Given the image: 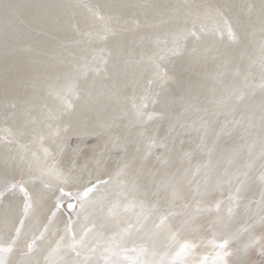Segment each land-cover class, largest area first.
Segmentation results:
<instances>
[{"label":"bare ground","instance_id":"bare-ground-1","mask_svg":"<svg viewBox=\"0 0 264 264\" xmlns=\"http://www.w3.org/2000/svg\"><path fill=\"white\" fill-rule=\"evenodd\" d=\"M105 1L114 2L113 8L115 13L117 12V17L108 11H104L102 16L99 13L94 14V16H100L97 25L86 26L84 23L85 26L81 28L84 37L78 39V43L74 45L75 48L69 50L70 55L67 57L71 56L73 59L76 56L75 58H79L81 54L77 55L76 53H79L81 49L90 47L97 51L105 47L103 40L107 30L112 32L117 29L115 46L108 48L107 45L102 50L104 51V60L108 56L107 63L113 66L112 69H115L114 65L117 63L118 69L122 70L131 64L130 60L135 54L134 44L137 41L147 37L158 45V41H162L166 37V33L171 30L176 37L173 43L162 48L164 56L174 53L178 47L184 45L185 41L188 40L191 43L194 41L187 49L193 48L200 51L202 54L200 61L190 71L179 74L187 73L188 75L191 73L195 80L207 82L205 89L207 88L212 93L224 83L222 76L225 70H220L218 64L223 61L229 63L235 56H242L246 51L245 43H247L246 47H248V43L259 47V55L264 60V6H253L251 0H244V3L242 0L239 1V7L244 12L235 20L238 31H241L245 36V42L240 47L228 52L208 49L209 45L203 33L209 27H214L212 33L220 35L221 30L216 26L219 24L225 28L224 36L229 38L230 34L226 26L228 15L224 14L223 9H228L231 0H172L176 2V7L180 4L183 5L179 11L174 7L173 10L176 12L170 18V27L162 31V22L165 21V17L161 18L162 21L155 16L161 9L171 7L168 0ZM127 1L136 4L129 11L131 14L124 12L119 14L117 5H124ZM81 4H79L80 7L85 5V3ZM148 4L151 7L147 13ZM87 6L89 7V5ZM128 22H132V24ZM155 25L157 30L153 29ZM145 27L153 29L152 35L136 32L137 30L144 31ZM39 30V28L33 27V32L36 34ZM76 32L80 33V30L76 29ZM76 39L77 37L75 41ZM30 43H36V38H32L31 42L25 40L17 44L11 43L8 48L1 50L2 58H5L7 63L13 62V65H8L7 70L10 73L4 74L6 80L0 78V85L7 81L11 75L18 74V77L14 79L16 82L14 86L11 85L13 82L7 81V84L0 89V185L11 178L18 180L21 178L26 186L29 180L39 182L41 190L36 195L32 193L34 203L31 210L22 212L18 200L10 199L8 202H1L0 234H5L3 244L0 245V248L3 249L1 257L4 261L2 264H120L119 259L124 255L136 261L142 259L143 264H264V175L256 183L259 187L255 184L254 178L261 172L253 171L254 167L261 164L260 159L253 168L249 167L250 170L244 174L246 186L244 185L243 190L238 191L235 188V184L241 180L233 177L228 181L227 185L229 186L226 189L209 191L208 187L205 195L202 193L198 196L201 190L196 185H192V190H188L186 193L168 191L163 184L164 181L169 180L172 183L179 181L178 175L183 168L182 160L166 158V160L160 161L157 166V162L148 159L147 161L150 162H146L140 167L137 165L132 167L137 153L132 150L135 145L126 137L127 160L123 165L127 167L124 169L123 166H115L109 159L108 151L112 146L118 144L120 135L113 129V127L116 128L114 117L109 118L107 114L101 120L96 121L95 119L84 125H81V122L85 120L84 117H73L72 121L75 125L71 127L68 125L70 124L69 114H74V112L66 113V117L61 118L65 109L40 104L37 109L39 118L29 108L28 114L25 115L26 112L22 114L20 121L14 122V124L7 122L9 119L6 116H10L13 108L18 110L31 105V99L28 103V99L32 95L31 92L35 90L38 81H43L45 74L48 73L40 71L39 74V70L37 72L31 70V72L29 69L22 72L23 60L18 61L14 58L8 60L11 51L21 50L26 46H36V44ZM43 48L44 50L37 54L49 53V50ZM4 49L8 52L3 53ZM35 53L34 48L32 60L35 59ZM48 55H51V52ZM149 56L150 54L146 55V57ZM160 56L161 53L158 57ZM6 62L2 66H6ZM258 64L259 71L256 73L252 69L239 70L237 66V70L232 72L237 75L229 80L231 87L223 89L224 95L220 100H237L243 98L245 92H249V90L256 88L264 90V61ZM158 65L155 69L158 76L156 84L150 83L152 81L150 74L136 80L130 76V73H126V76L118 80V82L125 80L121 82L123 86L119 89L123 91L121 92L122 96L120 98L116 94L118 92L116 90L114 94L118 97L112 101L118 105L122 100L125 107L136 105L141 113L149 115L159 112L158 106L155 108L154 106L145 107L147 102L156 101L159 90L165 89V93L175 91L167 96V100L172 97L171 95L175 97L187 95L194 98L191 94H194L196 90L188 89L189 85L193 87L191 77L185 81H179L174 74L172 62L167 63L169 67L172 66L168 70H166L167 65ZM63 70V68L58 69V71ZM112 78L106 76L101 80V84H107L110 87L114 83ZM179 78L182 77L179 76ZM95 88L97 86L93 84V88L89 87V92ZM185 89L190 93H184ZM79 90L87 94L85 88L80 87ZM108 92L109 95H113L112 89ZM74 95L78 96L76 92ZM59 99V105H69L66 96L61 95ZM203 99L210 102L217 98L213 95ZM78 101H81V98L78 97ZM85 108L87 109V107ZM248 113L251 114L250 111ZM256 114L252 111L246 127L243 128L245 131L252 133L254 129L262 128L261 122L255 121ZM222 119L230 125L234 118L228 116ZM100 122L109 127L108 131H114H107L108 134L103 137H94L93 141H90L91 143L87 141L86 143L89 144H85V148L77 147L75 149L76 153L83 157L81 165V162L77 163L73 156L67 155L64 140L72 134H78L82 129H87V132L91 134L92 129ZM188 125L191 126V123L186 122L184 129H188ZM42 127L48 131L64 129L63 138L59 140L49 138L46 143L42 142L40 139ZM223 131L227 135L234 134L232 129H223ZM89 133L87 135H90ZM178 137L184 140V136L178 135ZM50 141L53 143L49 144ZM173 141L170 140V142ZM153 143L152 146H155ZM197 144L198 137L194 142H185L188 150L195 149ZM211 159L214 160V158ZM199 161L206 164V159L199 158L198 161L193 162L195 168H198L196 166L199 165ZM221 161L218 159L217 164H221ZM218 170H222V168L218 167ZM152 173L153 176H150ZM229 176L230 174H228ZM226 177L227 174L224 177L219 176L220 180ZM190 179L195 183H202L196 181L198 180L196 178H189L185 182H190ZM204 179L201 178V180ZM228 179L226 178L225 182ZM129 180L131 183H134V180L139 183L145 180V183L150 184L155 199L161 203L164 209L160 204L157 207L140 199L138 190L130 191ZM23 182L22 187L25 188ZM30 183L28 186L31 188ZM87 183L92 185L88 189L86 188ZM218 183L214 177L208 178L210 188L221 189ZM241 183L239 182L237 185ZM60 188L65 189L67 193L76 192L80 188H83L82 190L86 188V191H89L84 192L86 194L81 200L83 206L73 212L72 218H67L55 206L57 196L60 197L58 192ZM26 191L29 194V191ZM183 199H186L185 204ZM238 199L240 200L238 201ZM167 211L170 212L166 214ZM113 237L112 242L116 248L109 246V244H113L111 242L109 244L103 242ZM29 239L38 240L35 244L36 247L29 255L20 256L24 254L25 242ZM185 243L194 245V247L181 252V245ZM105 245L107 247H104ZM124 245L132 247V251L125 247L127 253H123L124 249L121 248ZM177 253L180 254L177 255ZM122 260L126 261L124 258Z\"/></svg>","mask_w":264,"mask_h":264},{"label":"water","instance_id":"water-1","mask_svg":"<svg viewBox=\"0 0 264 264\" xmlns=\"http://www.w3.org/2000/svg\"><path fill=\"white\" fill-rule=\"evenodd\" d=\"M168 1L172 8L166 7L165 9H161L155 16V18L159 19L165 17V21L161 19L163 21H161L163 25L161 31L170 27V18H172L174 12H176L173 10L174 7H176V2L172 0ZM239 1L240 0H231L228 9H223L224 14L228 15L226 26L227 31L230 34L229 38L224 36L225 28L219 24H216V26L221 30L220 35H214L212 33L214 27H209L206 32L203 33L205 40H207L209 45L208 49L228 52L240 47L242 43L245 42V36H243L241 31H238V28L235 25V20H237L244 12L239 7ZM251 1L253 6H264V0ZM242 2L244 3V0H242ZM81 3H85V5L80 7L79 4L82 5ZM86 4L89 5V7ZM113 5L114 2H106L105 0H0V78L6 80L4 74L10 73L7 70V67L8 65H13V62L10 61L7 63L6 60H4L5 58H2L1 50L3 48H8L11 43L17 44L25 40L31 42L32 38H36V43L30 44H36V46H26L22 47L21 50L11 51L9 54L11 56L8 60L11 58L18 61L23 60L24 66L22 72H25L27 69H29V71L36 70V72L39 70V74L40 71L41 73L42 71L45 73L48 72L47 74L44 73L46 76L43 81H38L36 85L34 84L35 90L32 91L33 93L31 92L32 95L28 99V103L31 99V105L24 106V108L18 110L13 108L10 116H6L7 119H9L7 122L14 124V122L20 121L21 115L25 112V115H27L29 108H31L30 111L39 118V112L37 109L40 104L54 106L52 108L62 107L65 110L61 114V118H65L66 113L74 112V114H69L70 124L68 125H71V127L75 125L72 121L73 117H84L85 120L81 122V125H84L89 124V122L95 119L96 121H98V119L101 120L102 117L107 114L109 118L114 117L116 128L113 127V129H115V131L118 132V135H120L118 144L112 146L108 151L109 159L115 166H123L124 169L127 167H124L123 165L127 160L125 137L130 139L133 145H135L132 150L137 153L132 167L134 165L140 167L142 164L150 162L147 161L148 159H151L152 162H157V166H159L160 161H163L164 159L166 160V158L182 160L183 168L178 175L179 181L172 183L169 180L167 182L164 181L163 183L168 191L187 193L188 190H192V185H196L198 189L201 190V193H198V196H200V194L202 195V193L205 195L208 187L209 191H222L226 189L229 186L227 185L228 181L233 177L237 178V180H241L238 181V183L242 182L240 185H237L238 183L235 184V188L238 191L243 190L244 185L246 186V178L244 174L247 170H250L249 167L252 166L253 168L260 159L261 164L257 165L258 167L253 168V171L261 172L259 176L256 175L254 178L256 184L258 179L262 178L264 175V90H260L259 88L251 91L249 90V92H245L243 98L237 100L220 99L224 95L223 89L231 87V82L229 80L237 75L232 73L237 70V66L239 70L252 69L255 73L259 71L258 63L264 61L263 57L259 55L260 48L254 46L252 43H248V47H246L247 43H245L246 51L242 56H235L229 63L223 61V63L218 64L220 70H225V73L222 76V82L224 83L218 89H215L213 93L207 88V90L205 89V84L207 82L203 83L197 79L195 80L193 74H179L180 72L183 73L190 71L195 65H197L196 63L200 61L202 55L200 54V51L194 50L193 48L187 49V47L191 46L194 41L191 43L187 40L184 45L182 44L181 47H178L174 53L164 56L165 54L163 53L162 48L165 45L169 46L173 43L176 37L175 33L171 30L166 33V37L162 41H158V45L154 43L151 38L147 37H143L141 40L137 41L136 44H134L135 58L132 57L130 60L131 64L126 66L127 68L124 67L122 70L118 69L117 63L114 65L115 69L113 70V66H110V63H107L109 61L108 56L107 59L104 60V51L102 50L106 48L107 45L108 48L115 46V40L117 38L115 32L117 29L112 32L107 30V34H105L103 40L105 47L98 49L97 51H94L90 47L87 49H81L79 53H76L77 55L81 54L79 58H75L76 56H74L73 59H71V56L67 57V55H70L69 50L75 48L74 45L78 43V39L84 37V34L81 33L82 26H85V24L86 26L91 24L93 27L96 26L98 19H100V16L103 15L104 11L112 12L114 14L113 16L117 17V12L115 13ZM135 5L136 4L131 1H127L124 5L119 4L117 5L118 13L120 14L124 12L126 14H131L129 11L133 9ZM182 5L183 4H180L175 9H178L179 11ZM150 7L151 6L148 4L146 7L147 13L149 12L148 9ZM97 13H99L100 16H94V14ZM128 23L132 24V22ZM33 27L40 29L37 34L33 32ZM76 29H79L80 33H77ZM143 29L145 30H137L136 32L151 34L153 33V29L157 30V26L155 25L153 29H147L146 27ZM76 37L77 42L75 41ZM43 47L49 50L51 55H48L49 53L43 55L37 54L44 50ZM34 48L36 55L35 59L32 60L31 56H33ZM6 52H8V50L4 49L3 53ZM160 53L161 56L158 57ZM147 54H150V56L146 57ZM5 62L6 66H2ZM169 62H172L174 65V74L176 75L177 80L185 81L189 77L192 78L193 87H190L191 85H189L188 89L196 90L194 93L195 95L191 94L194 98L187 95H183L182 97L171 95L172 97L167 100V96H169L170 93H175V91L172 90L170 93H165V89H162V91L159 90L156 101L147 102L145 106H154V108L155 106H158L159 112H156L155 114L150 113L149 115L141 113L139 107L136 105L125 107L122 100L119 101V104L121 103V105H117L112 101L118 96L121 98V92L123 91H120L119 89L123 86L121 82H124L125 80L123 79L119 82L118 80L126 76V73H130V76L136 80L142 79L150 74L152 77L150 83L156 84V79L158 78L156 75L157 71L155 70L156 66L158 64L165 66L167 63L169 64ZM60 68H63L64 70L58 71ZM169 68H172V66L169 67L167 65L166 70ZM106 76L113 77L112 79L114 83L113 85H110V87H108L109 85L107 84H101V80L105 79ZM179 76L182 78H179ZM15 77H18V74L11 75L7 80L13 82V84H11L12 86L16 84L14 80ZM7 81L0 85V89L7 84ZM93 84H96L97 88L89 92V87L93 88ZM80 87L85 88L87 94L81 92L79 90ZM106 87H108L107 89L109 91L111 89L113 90V95H109ZM116 90L118 91L116 93L118 96H115L114 94ZM75 92L78 96H73ZM184 93H190V91H186L185 89ZM61 95L68 98L69 105H59V97ZM213 95L217 98L215 101L206 102L203 99L206 96L209 98ZM78 97L81 98V101H78ZM85 107H87V109ZM248 111H250L251 114H249ZM252 111L257 113L255 115V121L261 122V127L263 129H254L252 133H249L243 128L246 127L249 117L252 115ZM228 116L234 118L230 125L226 124L222 119L223 117ZM186 122L191 123V126L188 125L189 130L184 129ZM44 127H42L43 131L40 138L42 142L45 141L44 143H46L49 138L57 140L63 138L62 133H64V129L59 128L55 131H48ZM215 127L216 129H214ZM219 128H221V130H219ZM108 129L109 127L102 125V122H100L92 129L91 134L87 132V129H78L81 130L78 134H72L68 138L64 137L66 138L64 143L67 155L73 156L77 163L81 162L82 165L83 157L79 156L75 149L77 147L85 148V144H89L86 142L93 141L94 137L99 138L106 136L108 134ZM223 129H232L234 134L227 135ZM111 131L114 130H109L108 132ZM87 133L90 135H87ZM52 134L54 136H51ZM178 135L184 136V140H181ZM197 137V146L199 147L196 146V150L186 149L187 146L185 145V142H194ZM170 140L174 141L170 142ZM48 143L52 144L53 142L50 141ZM152 143L155 146H152ZM199 158L206 159V164H202L199 161V165L196 166L198 168H195L193 162L198 161ZM211 158H214V160ZM218 159L222 160L221 164H217ZM150 164L153 165V163ZM218 167H221L222 170H218ZM189 171L191 172L188 173ZM225 174H227L226 178H229L226 182V178H221V180L219 178L220 175L224 177ZM228 174H230L229 177ZM150 176H153V173ZM210 177H214L219 182L218 186L221 189L210 188V185L208 184V178ZM189 178H196L198 179L196 181H201L202 183H195L191 181V179L190 182L186 183L185 181ZM201 178L205 179L201 180ZM222 180H224V182H222ZM22 182L23 179L21 178L20 180L11 178L8 181L3 182L2 185H0V204L2 201L8 202L10 199H13L12 201H20L22 212L31 210L34 203L32 193H35L36 195L39 190H41V186L39 185V182L29 180L28 183L31 182L29 184L31 185V188L28 186V183L26 186L23 182L25 189L22 187ZM128 182L130 191L134 192L138 190L137 192L140 193V199L146 200L150 205H156L157 207H159L158 204L161 205V203L155 199L152 186L145 183V180L140 181L141 183H139V181H136V183L135 180L134 183H131L130 180ZM256 185L259 186L258 184ZM86 186L88 189V187L92 185L87 183ZM86 188L85 190L80 188V190L76 192L70 191L68 193L65 189L60 188L58 190L60 197L57 196L56 203L54 202L56 208L63 212L67 218H72L71 215H73V212L83 206L81 200H83L84 195L86 194L84 192H89L86 191ZM177 189L181 190L178 191ZM26 190L29 191V194ZM239 200L240 199H238V201ZM182 201L185 204L186 199H183ZM161 208L164 209L163 206ZM188 208L190 209V207ZM168 212L170 211H167L166 214H168ZM4 236L5 234H0V239H2L0 245L3 244ZM113 239L114 237L103 242L105 244H109V242L113 243ZM37 241L38 240L36 239L27 240L25 242L24 254L20 256H27L32 253L34 247H36L35 244ZM109 246L116 248L114 243L112 245L109 244ZM104 247H107V245ZM125 247L129 249V251H132V247L124 245L121 248L124 249L122 250L123 253H127ZM1 253L2 251L0 252V262H3L4 259L1 257ZM123 258L126 261L122 260ZM102 260L104 261L103 258ZM119 262L120 264H143L142 259L136 261L128 256L125 257V255L119 259Z\"/></svg>","mask_w":264,"mask_h":264},{"label":"snow or ice","instance_id":"snow-or-ice-1","mask_svg":"<svg viewBox=\"0 0 264 264\" xmlns=\"http://www.w3.org/2000/svg\"><path fill=\"white\" fill-rule=\"evenodd\" d=\"M70 207H71V205H70ZM190 247H194V245H189L188 243H185V244H183V245H181V252H183V251H185V250H187L188 248H190ZM3 249L2 248H0V251H2ZM180 253H177V255H179ZM0 264H2V262H0Z\"/></svg>","mask_w":264,"mask_h":264}]
</instances>
